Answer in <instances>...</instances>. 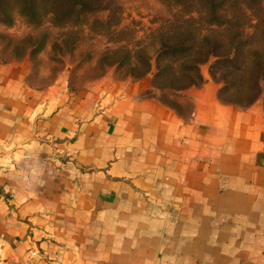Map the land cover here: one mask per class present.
<instances>
[{
  "label": "crops",
  "instance_id": "1",
  "mask_svg": "<svg viewBox=\"0 0 264 264\" xmlns=\"http://www.w3.org/2000/svg\"><path fill=\"white\" fill-rule=\"evenodd\" d=\"M48 71L0 51V264H264L262 101Z\"/></svg>",
  "mask_w": 264,
  "mask_h": 264
},
{
  "label": "trees",
  "instance_id": "2",
  "mask_svg": "<svg viewBox=\"0 0 264 264\" xmlns=\"http://www.w3.org/2000/svg\"><path fill=\"white\" fill-rule=\"evenodd\" d=\"M105 1L0 0V11L15 9L29 24L47 19L66 25ZM166 4L186 19L154 35L156 88L180 92L201 84L200 66L213 58L210 76L224 84L220 101L239 107L255 103L264 83V0H166ZM224 93H230L229 100Z\"/></svg>",
  "mask_w": 264,
  "mask_h": 264
},
{
  "label": "rangeland",
  "instance_id": "3",
  "mask_svg": "<svg viewBox=\"0 0 264 264\" xmlns=\"http://www.w3.org/2000/svg\"><path fill=\"white\" fill-rule=\"evenodd\" d=\"M103 4L66 25L52 24L47 19L40 25L29 24L15 9L10 13L0 11V51L15 61L26 59L40 64L45 60L48 73L70 76L77 85L78 81L109 73L127 81L150 77L156 88L154 58L158 47L154 35L160 30L168 32L170 25L186 18L166 0H106ZM255 44L258 46V42ZM215 60L200 66L201 85L204 78L211 79L221 92L224 84L210 76ZM260 88L257 101L264 105V83ZM157 90L162 102L176 107L178 92ZM229 94L224 93L223 98L229 100Z\"/></svg>",
  "mask_w": 264,
  "mask_h": 264
}]
</instances>
